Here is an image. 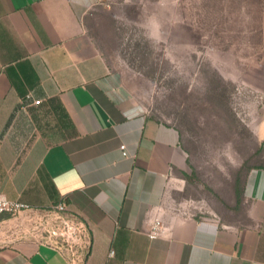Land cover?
I'll return each mask as SVG.
<instances>
[{"label": "crops", "instance_id": "obj_1", "mask_svg": "<svg viewBox=\"0 0 264 264\" xmlns=\"http://www.w3.org/2000/svg\"><path fill=\"white\" fill-rule=\"evenodd\" d=\"M119 1L0 0V194L42 211L66 202L87 228L84 264H264V169L241 183L243 223L172 204L182 137L125 90L89 30ZM8 223L0 264H70Z\"/></svg>", "mask_w": 264, "mask_h": 264}, {"label": "rangeland", "instance_id": "obj_2", "mask_svg": "<svg viewBox=\"0 0 264 264\" xmlns=\"http://www.w3.org/2000/svg\"><path fill=\"white\" fill-rule=\"evenodd\" d=\"M88 26L125 90L182 137L172 204L243 223L236 186L264 169V0H121Z\"/></svg>", "mask_w": 264, "mask_h": 264}, {"label": "built area", "instance_id": "obj_3", "mask_svg": "<svg viewBox=\"0 0 264 264\" xmlns=\"http://www.w3.org/2000/svg\"><path fill=\"white\" fill-rule=\"evenodd\" d=\"M35 104H40V101ZM121 150L124 156H128L125 146ZM67 212L68 207L64 201L42 211L0 194V219L7 218L11 221L6 227L14 232L41 239L67 256L70 264H84L91 247V242L85 238L87 228L83 221L75 219ZM163 232L164 227L157 219L152 225L149 237L157 239Z\"/></svg>", "mask_w": 264, "mask_h": 264}, {"label": "trees", "instance_id": "obj_4", "mask_svg": "<svg viewBox=\"0 0 264 264\" xmlns=\"http://www.w3.org/2000/svg\"><path fill=\"white\" fill-rule=\"evenodd\" d=\"M263 168V167H262ZM236 195H237V198H238V203H240V197H241V195H242V189H241V184H238L237 186H236Z\"/></svg>", "mask_w": 264, "mask_h": 264}]
</instances>
